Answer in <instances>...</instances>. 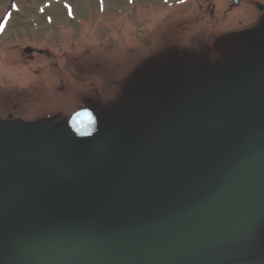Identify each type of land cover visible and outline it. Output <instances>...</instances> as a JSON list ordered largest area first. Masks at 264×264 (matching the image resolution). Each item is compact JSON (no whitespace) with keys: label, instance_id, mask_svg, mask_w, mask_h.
<instances>
[{"label":"rangeland","instance_id":"374dc122","mask_svg":"<svg viewBox=\"0 0 264 264\" xmlns=\"http://www.w3.org/2000/svg\"><path fill=\"white\" fill-rule=\"evenodd\" d=\"M44 1L0 0V17L11 2L20 11L12 14L15 16L0 37L2 118L10 114L33 121L62 122L63 129L85 133L86 137L100 129L103 121H123L133 134L130 158L134 157L121 174L128 177L134 194L149 188L146 183L142 185L149 163L166 170L164 183L177 181L176 191L185 187L184 195L186 187L199 178L209 181L216 193L225 192L226 183L240 188L246 202L260 210H250L230 239L218 236V231L206 225L196 227L193 237L210 240L220 248L231 247L244 264H256L260 244L264 243V123L250 129L251 138L245 134L243 119L247 124L251 118L264 116V8L260 12L254 8L256 2L264 5V0H239L238 5L225 0H104L102 10L96 0H59L51 5ZM66 3L73 7V18L66 16ZM25 46L46 54L24 56L21 50ZM35 67L39 76H35ZM171 71L178 82L183 76H200L199 84L187 81L186 85L195 87L193 97H180L178 85L170 99L177 102V114L182 107L197 114L193 100L198 95L204 103L207 98L205 116L219 113L227 123L226 129L217 132L218 146H209V131L200 123L199 127L193 125L192 120L184 119L173 131L158 128L168 115L164 103L153 94L168 98L164 95L172 83L167 78ZM241 72L243 85H229L241 83ZM164 80L165 85H160ZM214 84L223 88L214 91ZM21 90H29L26 99H22ZM97 104L102 109L93 117L87 108H98ZM229 140L234 145H225ZM224 146L227 152L228 147L233 148L226 158L221 155ZM180 156L187 160L176 167ZM244 156V164L234 165ZM238 168L240 173L244 169L241 179L249 177L236 183L232 180ZM181 177L189 179L178 180ZM121 184L127 191L126 184ZM132 206L131 200L124 198L121 208L131 212ZM130 249V261L121 256L117 258L120 264H159L162 259L150 257L147 251L137 256L138 247L130 245ZM36 258L41 260L38 264H98L84 252L67 258H49L44 253ZM6 259L27 264L33 258L25 252L11 253L0 243V262Z\"/></svg>","mask_w":264,"mask_h":264},{"label":"water","instance_id":"95a60500","mask_svg":"<svg viewBox=\"0 0 264 264\" xmlns=\"http://www.w3.org/2000/svg\"><path fill=\"white\" fill-rule=\"evenodd\" d=\"M209 125L218 130L223 122L213 115ZM130 141L122 125L99 132L91 141L73 135L57 138L48 126L12 125L3 143L11 145L22 160H34L44 178L37 189L22 194L20 172L9 173L11 161L0 157V235L4 243L29 251L46 247L58 256L70 255L81 245L103 252L107 245L125 241L123 219L103 218L102 214L120 203L122 189L112 172L125 164ZM244 210L238 195H228L208 201L203 215L227 225ZM201 264L224 263L207 260Z\"/></svg>","mask_w":264,"mask_h":264},{"label":"snow or ice","instance_id":"6c2138e0","mask_svg":"<svg viewBox=\"0 0 264 264\" xmlns=\"http://www.w3.org/2000/svg\"><path fill=\"white\" fill-rule=\"evenodd\" d=\"M76 115H81V113H77Z\"/></svg>","mask_w":264,"mask_h":264}]
</instances>
